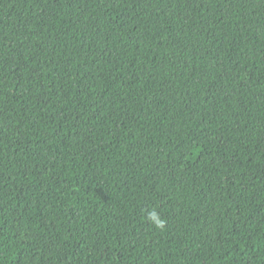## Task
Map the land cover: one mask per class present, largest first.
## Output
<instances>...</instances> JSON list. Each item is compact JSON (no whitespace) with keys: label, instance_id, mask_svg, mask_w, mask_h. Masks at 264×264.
<instances>
[{"label":"trees","instance_id":"1","mask_svg":"<svg viewBox=\"0 0 264 264\" xmlns=\"http://www.w3.org/2000/svg\"><path fill=\"white\" fill-rule=\"evenodd\" d=\"M0 264H264V0H0Z\"/></svg>","mask_w":264,"mask_h":264},{"label":"clouds","instance_id":"2","mask_svg":"<svg viewBox=\"0 0 264 264\" xmlns=\"http://www.w3.org/2000/svg\"><path fill=\"white\" fill-rule=\"evenodd\" d=\"M148 219L157 227V228H163L164 227V221L160 218L159 214L153 210L148 213Z\"/></svg>","mask_w":264,"mask_h":264}]
</instances>
